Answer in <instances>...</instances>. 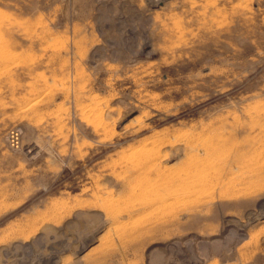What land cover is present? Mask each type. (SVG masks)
Segmentation results:
<instances>
[{
    "label": "rangeland",
    "instance_id": "374dc122",
    "mask_svg": "<svg viewBox=\"0 0 264 264\" xmlns=\"http://www.w3.org/2000/svg\"><path fill=\"white\" fill-rule=\"evenodd\" d=\"M0 264H264V0H0Z\"/></svg>",
    "mask_w": 264,
    "mask_h": 264
}]
</instances>
